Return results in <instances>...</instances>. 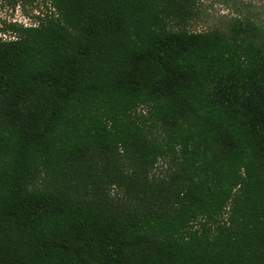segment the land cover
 <instances>
[{"label": "trees", "instance_id": "obj_1", "mask_svg": "<svg viewBox=\"0 0 264 264\" xmlns=\"http://www.w3.org/2000/svg\"><path fill=\"white\" fill-rule=\"evenodd\" d=\"M48 1L0 40V264H264V21ZM122 179L127 205L95 201Z\"/></svg>", "mask_w": 264, "mask_h": 264}, {"label": "rangeland", "instance_id": "obj_2", "mask_svg": "<svg viewBox=\"0 0 264 264\" xmlns=\"http://www.w3.org/2000/svg\"><path fill=\"white\" fill-rule=\"evenodd\" d=\"M189 10L186 20L171 22L172 30H224L237 17L251 19L256 24L264 21V0H191ZM54 13L55 10L48 0H0V40H13L23 29L37 26L40 20ZM176 166L177 161L166 156L149 171L147 178L160 184L161 180L165 181L170 177ZM102 187L104 191L94 196L97 202L110 201L114 206L124 207L132 198V190L126 179L111 180Z\"/></svg>", "mask_w": 264, "mask_h": 264}]
</instances>
